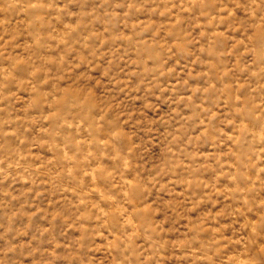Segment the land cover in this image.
<instances>
[{
  "label": "clouds",
  "instance_id": "clouds-1",
  "mask_svg": "<svg viewBox=\"0 0 264 264\" xmlns=\"http://www.w3.org/2000/svg\"><path fill=\"white\" fill-rule=\"evenodd\" d=\"M13 6L32 20V44L24 47L10 24L0 25V181L26 179L27 202L51 198L58 216L47 230L0 224V264H98L97 253L103 264H163L162 253L173 254L169 264L209 260L216 245L197 257L191 243L165 244L159 228L141 219L143 205L160 181L176 176L187 185V176L202 171L198 154L206 143L217 153L231 145L226 157L210 162L247 194L244 170L253 158L264 161V0H12ZM70 18L79 22L65 28V47L73 51L45 63L33 33ZM221 25L224 33L209 38ZM197 29L207 30L199 41L191 35ZM188 41L200 57L199 76L176 71L180 44ZM104 67L100 83L90 78L89 70ZM21 91L34 102L18 100ZM18 103L26 110L18 111ZM142 132L162 151L144 152L143 140L135 143ZM33 151L44 155L37 159ZM104 161L111 172L96 167ZM100 187L103 193L94 190ZM69 224L89 227L66 247L56 237ZM233 236L228 264H264V221ZM98 237L112 239L97 247Z\"/></svg>",
  "mask_w": 264,
  "mask_h": 264
},
{
  "label": "rangeland",
  "instance_id": "rangeland-1",
  "mask_svg": "<svg viewBox=\"0 0 264 264\" xmlns=\"http://www.w3.org/2000/svg\"><path fill=\"white\" fill-rule=\"evenodd\" d=\"M11 2L12 0H0V8L6 10L0 13V25L10 24L12 30L17 32L22 45L28 47L32 44V38L29 36L32 30V20L24 10H18L15 6L9 7ZM50 22L54 25L53 28L38 30L33 33L40 42V59L45 63L57 62L58 57L62 61L67 58L65 52L71 53L73 51V45L65 47L69 35L65 28L75 29L79 23L78 21L74 23L71 18L65 20L62 24L58 20ZM198 23H204L203 18ZM206 31V29H197L191 35L199 41ZM224 31V27L221 25L215 28L213 32L208 33L209 38L216 33H224ZM95 34L92 33V35ZM121 35L123 34L121 33ZM184 35L188 36L189 33ZM162 43H166V41H162ZM172 43L176 44L177 42L173 40ZM198 47L203 49L204 44L199 43ZM180 49L181 54L175 60V64L178 65L176 71L179 73L186 70L189 76H199L201 69L196 67V61L200 57L193 55L192 41L181 43ZM50 52L54 54L49 55L48 53ZM78 58L83 60L84 53H80ZM202 63L207 64L210 61H202ZM76 67L80 68L81 65L77 64ZM171 70L172 68L170 67L169 71ZM44 71L47 73L51 69L46 68ZM68 71L71 70L69 69ZM89 71L90 78L95 77L97 83H100L99 77L105 75L108 69L104 67L100 72H97L93 68ZM80 74L83 75L84 72L81 71ZM77 78L79 79V77ZM47 79L49 77L45 75V80ZM172 83L175 84L176 81H172ZM195 87H199V85ZM42 94L47 95V91ZM189 99H191L190 94ZM18 100H32L34 102V98L23 91L18 93ZM160 109L161 105L158 104L155 111H159L160 115H164V112L167 111L166 108L164 111H160ZM17 110L24 111L26 106L18 103ZM213 115H217V113L213 112ZM147 116L151 120L155 118V112H149ZM35 118V116L32 117L33 120ZM220 131H227L228 136L233 134L232 131L225 128L220 129ZM133 137L135 138V133H133ZM33 138L35 139V137ZM211 139L216 140L217 137L213 136ZM141 140H143L145 145L143 148L144 152L162 151V149L158 148L159 142L154 137L144 135L142 132L140 139H136L135 143L139 145ZM41 143L44 142L41 141ZM223 146L224 141H221L220 147ZM217 147L214 143H206L202 146V150L198 155L202 158L203 170L199 173L193 171L191 175L187 176V185L184 183L185 178L177 179L176 176H169L165 180L160 181L155 188L149 190V195L146 198L148 203L143 205L145 215L141 219L147 226L159 228L161 234L164 235L165 244L169 241L177 246L191 243L192 251L196 253L197 257L200 256L201 249L216 245L214 249L215 255L211 256L209 260L200 258L196 261V264H228L230 258L235 255V250L232 249L229 243L234 238L233 234L246 224L256 225L264 221V209L258 207L264 204V161L253 158L244 170L243 174L251 178V182L247 185V194L245 195V185L241 184L239 186L240 191H237L236 185L233 184L230 178H225L223 172H215V166L210 162L211 158L215 156L219 160L233 151L231 145H229L224 151L217 153L214 151ZM49 151H51V148H49ZM31 155L39 159L44 153L33 151ZM155 158V156L148 157L149 160ZM52 159L54 157L49 155L48 160L51 161ZM112 159L114 160L115 158L113 157ZM147 163L148 160H145L144 164ZM96 167H107L110 172L113 170L107 161L96 165ZM227 170L226 168L225 171ZM25 184L26 179L0 181V224L7 225L11 223L21 231L26 226H32L33 229L47 230L58 216V212L53 207L55 202L49 198L41 201L40 204H29L27 202L28 198L25 197L24 193L32 192V188L31 186L25 187ZM94 190L101 193L104 192L103 187ZM72 191H75V189ZM85 194H88L87 191ZM36 195L38 196L39 192ZM57 199L63 198L58 197ZM67 199H71V194H69ZM64 219L67 220L68 217L65 216ZM127 220L131 221V216ZM87 227L89 226L69 224L56 239L59 244L70 247L72 241L81 238L84 228ZM91 227H95V225L93 224ZM65 235L67 239H65ZM104 235L107 236L108 234L105 232ZM129 235L131 236L132 234L130 233ZM111 239L112 237H109L108 241H105L98 237L96 246L100 247ZM138 242L143 243L142 240ZM161 255L166 257L163 264H169V261L173 260V254L171 253H162ZM176 255L178 256V253ZM97 261L98 264H103L102 254L97 253ZM189 264H192V262L190 261Z\"/></svg>",
  "mask_w": 264,
  "mask_h": 264
},
{
  "label": "bare ground",
  "instance_id": "bare-ground-1",
  "mask_svg": "<svg viewBox=\"0 0 264 264\" xmlns=\"http://www.w3.org/2000/svg\"><path fill=\"white\" fill-rule=\"evenodd\" d=\"M249 217V216H248ZM222 259V258H221ZM223 260H224V258H223Z\"/></svg>",
  "mask_w": 264,
  "mask_h": 264
}]
</instances>
